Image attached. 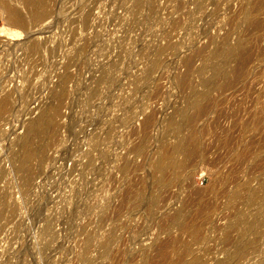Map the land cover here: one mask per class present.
<instances>
[{
    "label": "rangeland",
    "instance_id": "obj_1",
    "mask_svg": "<svg viewBox=\"0 0 264 264\" xmlns=\"http://www.w3.org/2000/svg\"><path fill=\"white\" fill-rule=\"evenodd\" d=\"M252 1L48 0L17 37L0 11V264H264V7L246 16ZM240 39L245 72L216 76ZM51 105L27 172L28 123ZM189 134L199 152L162 175L158 158Z\"/></svg>",
    "mask_w": 264,
    "mask_h": 264
},
{
    "label": "bare ground",
    "instance_id": "obj_2",
    "mask_svg": "<svg viewBox=\"0 0 264 264\" xmlns=\"http://www.w3.org/2000/svg\"><path fill=\"white\" fill-rule=\"evenodd\" d=\"M0 1H1L0 2V11L3 10L4 13L6 14L5 15L6 27L3 29V31L5 33H7V35L10 37L21 36L23 34V32H27L26 29L28 28L30 21L31 20H34V21L41 20L42 17L48 11V0H17L19 6L17 4H13L12 0H11L12 2L7 1V0H0ZM252 3H253L252 8L249 11L247 10L248 12H247L246 16L247 15L253 16L255 13H257L259 10H261L264 7V0H254V2L252 1ZM23 9L29 10V16L28 17L25 16V14H24L25 11L23 12ZM252 28H253V26H252ZM243 45H244V42H243V40L240 39L238 41V44H237L238 48L228 47L225 49L224 55L220 54L223 57L224 61L234 60L236 62V65L233 68H230V69L228 68V70L224 69V71H221V68L220 69L218 68V70L215 71L216 73L214 72V74L216 76L217 75L219 76L220 74L225 75V76L232 74V75H234V77L235 76L240 77V75H242L245 72V69H246L245 67H246V65L249 61V58H250V50L245 49L243 47ZM32 47H34V46H32ZM214 74H212V76ZM7 96L0 98V114L5 112L9 108L8 106L10 104L9 103L10 100L8 98H6ZM208 97H209V95L207 96V94H204L202 97V100L207 101ZM195 107L199 111V112L197 111L198 113L202 112V110L205 108L203 106V102H201V100L198 101V103L196 104ZM57 111H58L57 105L48 106L47 108L41 110L39 115L36 118H34L33 120H31L30 123H28L29 125L27 127V131H26V134L24 136V151H23V155L20 159L22 166H27V168H26L27 172L29 171V168H30L29 167L30 161L34 157H36L38 154H40L42 152L43 148L46 146V142L51 135V131L53 128V123H54ZM193 118H191L190 121L191 120L193 121ZM152 120H153V117H151V116L148 117L147 120L145 121V124H150L152 122ZM171 122H175V120L172 119ZM195 138H196L195 136H193L192 134H189L185 140H182L176 144L168 146L166 148L167 150H165L166 152L164 151V155H162L161 157L158 158L156 165H155L156 169L159 172H161V174H162V172L167 173V171H171V173H176L178 170H180L183 167L184 162L177 160L176 156L180 155V153H182L183 155L187 156L186 158H188V156L191 157L195 153H198L200 150L198 147V144H197V140H196L197 138L196 139ZM167 176H168V173H167ZM171 177H173V176H171ZM163 178L164 177H162L161 179H163ZM170 181H172V180H169V177H168L167 184L170 183ZM165 182H166V180H165ZM164 184L162 182V185H164ZM126 195L128 196L130 194L127 193ZM205 207L209 208L210 206L207 205ZM205 210H207V209H205ZM200 212L201 211H199V213ZM204 213H206V212H204ZM201 214L204 215L203 213H201ZM192 226L190 227L191 230H189L191 232H193ZM196 226H194V228ZM186 227H187V225H186ZM198 227H199V225H198ZM198 227H196V228H198ZM201 230H202V228H201ZM196 232H198V234H199V229H197ZM200 233H202V232H200ZM191 234H193V233H191ZM198 234H196V236ZM195 238H199V237H195ZM165 244H167V243L165 242L162 245L159 244L161 246L158 250L162 256H164L165 251H166L165 249L167 246H165ZM199 263L200 262L198 261V263H197V260L195 259V261L192 264H199Z\"/></svg>",
    "mask_w": 264,
    "mask_h": 264
}]
</instances>
